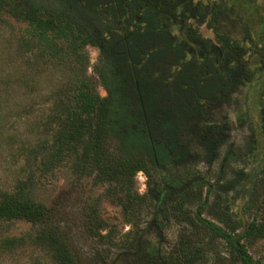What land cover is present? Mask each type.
Returning <instances> with one entry per match:
<instances>
[{
	"label": "trees",
	"instance_id": "obj_1",
	"mask_svg": "<svg viewBox=\"0 0 264 264\" xmlns=\"http://www.w3.org/2000/svg\"><path fill=\"white\" fill-rule=\"evenodd\" d=\"M140 2L0 0V21L8 17L27 23L15 51L20 64L32 73L38 74L42 66L73 62L77 63L73 70L79 69L66 87L50 96L46 115L40 116L31 130L38 135L35 142L22 144L29 149L31 159L39 160L41 175L66 169L77 179L72 184L83 177L91 178L106 186L105 197L121 207L127 221L137 222L139 206L147 203L146 210L153 213L151 224L162 228L172 203L182 206L185 199L201 197V193L188 197L195 176L192 168L189 170L193 154L184 134L191 120L205 116V111L193 104L205 96V91L198 75L190 74L186 67L173 77L164 70L167 60L177 64L183 52L180 46L166 42L167 32L161 29L152 4L141 11ZM138 16L141 20L135 22ZM88 45L100 51L98 74L107 93L104 97L86 75ZM19 80L27 83L24 73ZM7 119L8 113L0 112V154ZM31 159L27 161L28 178L19 173L12 187L0 186V221L22 219L37 229L25 236L1 239L0 254L31 247L46 252L53 264H102L101 252L88 263L82 262L72 247L71 230L62 220L58 204L49 206L37 199L38 180ZM236 160L238 156L230 148L225 162ZM139 172L147 177L145 195L136 188ZM242 178L240 171L222 190L230 192ZM259 186L251 202L264 189V177ZM98 204L84 207L87 233L112 246L126 247L134 256L131 264H204L209 260L201 243L191 239L181 241L170 253L150 246L147 253L137 237H129L131 232L120 235L116 226L102 217ZM206 208V201L200 203L197 217L190 222L228 240L238 263L260 264L244 240L264 239V198L259 205L261 219L252 221L240 236L239 232L231 233L243 226L241 221L237 226L225 220L224 225L218 224L203 216Z\"/></svg>",
	"mask_w": 264,
	"mask_h": 264
},
{
	"label": "rangeland",
	"instance_id": "obj_2",
	"mask_svg": "<svg viewBox=\"0 0 264 264\" xmlns=\"http://www.w3.org/2000/svg\"><path fill=\"white\" fill-rule=\"evenodd\" d=\"M200 1L211 3L224 0ZM227 2L235 5L238 16L241 15V8L239 9L236 5L244 9H251V7L257 9V15L260 17L258 22L255 17L257 15L249 13L253 20L251 22L254 23L252 25L255 26L250 30V37L255 43L257 33L260 32L259 26L255 24L264 23V0H237L236 2L229 0ZM241 20L234 22L227 20L221 23L224 25V31L233 29L235 32L233 38L239 41V46L245 47L246 42L244 39L239 40V37L244 35L245 27L250 21L241 23ZM27 29V23L12 18L7 17L0 21V112L8 113L6 138L3 140L0 154V186L6 187L14 185L19 173H22L21 176L24 178H28L27 161L31 159V155L28 153L29 149L27 147L24 149L22 144L28 146L35 142V136L38 135L33 134L31 130L37 125L39 117L46 115V109L50 106V96L54 91L66 87L69 78L72 76L74 78L79 71V69L77 72L73 70L77 66L75 62L67 66L60 64L42 66L38 74L23 67L15 47L20 35ZM250 51L249 49V53L245 56V65L248 66L254 81L257 82L255 86L252 82L239 85L233 94L227 97L221 96L222 98L208 108H203L205 104L201 102H193L205 111V116L191 120L184 134V140L190 145L193 154L189 170L192 168L195 176L192 178L193 187H189L188 197H199L200 193L201 197L196 201L185 199L182 206L172 203L167 217L163 220L162 228L151 224L153 213L146 210L147 203H141L139 206L136 213L137 222H129L123 215L121 207L105 197V185L96 184L88 177L75 182L76 185L72 184L71 182L77 179L66 169L42 176L39 160L32 157L31 167L34 168L38 180L36 197L49 206L58 204L62 220L66 221L68 229L71 230L72 247L82 262L88 263L99 252L104 260L102 264H131L134 260L133 254L126 247L112 246L102 242L98 236L87 233L84 227V207L99 202L102 217L110 225H115L120 235L131 232L129 237H137L141 248L146 251V247L150 246L170 253L181 241L191 239L201 243L202 249L208 253L209 260H206L204 264H240L228 240L212 236L208 231L194 226L190 221L197 217L198 207L203 201H206L207 206L203 216L221 225H224L222 221L225 220L230 225L237 226L239 221L242 222V216L245 217L247 226L255 219L258 221L261 219L259 205L264 198V189L261 191L258 189L259 197L254 202H251L250 198L257 186L260 187L259 180L264 177V75L262 74L264 69L256 64L259 57L249 58L250 60L247 58L251 56ZM85 52L88 59L86 75L94 81L98 92L104 97L107 93L100 83L98 74V68L102 63L100 51L97 47L88 45ZM23 73L27 83L19 80ZM252 87L262 92L258 99L254 100L250 109L245 101L246 91ZM10 135L12 137L9 138ZM254 139L256 150L251 152L250 145ZM230 148L238 156V160L226 163ZM257 150L261 152L256 153ZM197 160L200 161L197 162ZM255 167L258 169L256 170ZM240 171H245L246 175H243L240 183L230 192L225 193L222 190L224 185L234 180ZM186 172H188L187 169ZM222 175L225 178H222ZM199 182L202 184L198 185ZM136 183V188L141 195L148 193L147 177L143 172L138 173ZM242 227L231 235L234 236L240 232ZM36 229L35 225L22 219L0 221V240L4 237L25 236L34 233ZM102 233L105 234L106 231ZM244 242L253 258L258 263L264 264V239L244 240ZM0 264L53 263L46 252L27 247L16 249L9 255L0 254Z\"/></svg>",
	"mask_w": 264,
	"mask_h": 264
},
{
	"label": "flooded vegetation",
	"instance_id": "obj_3",
	"mask_svg": "<svg viewBox=\"0 0 264 264\" xmlns=\"http://www.w3.org/2000/svg\"><path fill=\"white\" fill-rule=\"evenodd\" d=\"M227 1L229 0L211 3L200 0H141L140 2L141 11L145 6L152 4V10L160 21L161 29L167 32L166 42L173 46H180L183 52L177 64H174L172 59L167 60L164 70L173 77L186 67L190 74L198 75L205 91V96L199 100V103L205 104L203 108L214 105L219 98H222L221 96L227 97L233 94L239 85L257 83L248 66L245 65V56L249 53V49L251 56L247 58L259 57L256 64L264 69V23L255 24L260 28L255 43L250 37V30L255 26L252 25L254 23L251 22L253 20L249 13L257 15V9L253 7L244 9L236 5L239 9L241 8V15L238 16L235 5L228 4ZM255 17L258 22L260 17L258 15ZM239 19H242L241 23L250 21L245 27L244 35L239 37V40L244 39L246 42L245 47L239 46V41L233 38L235 33L233 29L224 31L222 24L227 20L234 22ZM137 20H141L140 16L135 22ZM143 23L145 25L144 21ZM174 68L176 69L173 72ZM262 74L264 75V72ZM261 92L256 87L246 91L245 103L250 109ZM199 110L202 111L200 107ZM255 141V139L251 141V152L256 150ZM260 152L261 150L259 152L257 150L256 153ZM255 168L258 169V167ZM241 172L242 175H246L245 171Z\"/></svg>",
	"mask_w": 264,
	"mask_h": 264
},
{
	"label": "water",
	"instance_id": "obj_4",
	"mask_svg": "<svg viewBox=\"0 0 264 264\" xmlns=\"http://www.w3.org/2000/svg\"><path fill=\"white\" fill-rule=\"evenodd\" d=\"M242 222H243V227H242V230L239 232L238 236L245 234L246 229H247V223H246L244 216H242Z\"/></svg>",
	"mask_w": 264,
	"mask_h": 264
}]
</instances>
